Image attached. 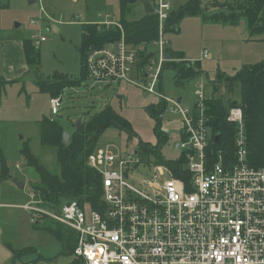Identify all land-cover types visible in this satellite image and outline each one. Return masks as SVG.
<instances>
[{"label":"rangeland","instance_id":"obj_1","mask_svg":"<svg viewBox=\"0 0 264 264\" xmlns=\"http://www.w3.org/2000/svg\"><path fill=\"white\" fill-rule=\"evenodd\" d=\"M212 1L229 4V8L228 10L221 7L210 9L207 15L213 11L226 9V15H232L235 18L237 15L236 21L241 17L236 25L231 26H237L236 29H232L231 35H228L220 24H211L207 22L208 19L203 21L202 16L185 17L177 26L171 28L172 31L167 32L170 7L168 11H162L160 4L156 3L153 16L159 25L160 36L166 41V46L163 47L164 54L159 56L164 58L152 86L153 92L150 93L147 91L152 84L150 76L155 74L154 69L149 71L151 63H148L145 70L141 71L140 76L134 69L131 73H121L123 76L120 77L104 78L100 83L88 75L89 79L82 77L79 55L81 25L112 24L116 30L112 28L110 30L118 31L121 40L127 41L124 27L119 22L118 0H36L33 4H29V0H1V5L6 7L0 6V79L3 81L0 97V158H2L0 201L9 205H22L21 208L25 211L20 207L5 208L4 204L0 205V264H68L72 259L62 253L60 243L43 228L52 226L59 229L66 235L69 234L72 241H75L74 232L69 229L64 230L65 227H56L47 218L41 219L33 226L29 223V212L37 214L35 202L30 201L28 197L30 186L37 180V176L33 168L25 163L20 149L27 144L41 165L52 174L60 173L56 151L41 146L39 141V122L44 118L57 119L64 132L71 136L75 130L73 125H76L78 120L80 122L77 125L80 128L83 119L87 116H92L103 108L111 106L129 122L131 133L116 126H110L98 135L93 146L97 148V151L102 148L101 146L110 145L118 148L121 156L130 155L131 160L137 159V165L125 174V180L138 189L141 188L140 179L150 177L158 165H164L167 161L179 157L181 152L178 144L182 142L179 132L183 127L185 129V123L189 120L185 113L187 110L195 109L199 115L197 119H205L209 148L207 161L215 162L218 156L223 160H230L234 151L233 141L232 151L225 144L220 145L219 135L211 139L208 118L205 114V101L215 97L227 103L234 98V95L225 92V89L221 87V81L216 77L234 76L243 66L255 64L264 59V31L251 33L247 18L236 12V10L246 12L253 6V9H256L258 7L256 0L241 2L235 0L238 3H230L231 0H226L227 2L201 0L202 8ZM146 15L148 14L143 16L141 14L142 18L138 19L133 17V21L145 19ZM163 15L167 17L164 20L161 19ZM259 21L260 19L256 16L254 23L258 24ZM17 24L19 27H15ZM51 26H54L57 32H54ZM100 28L103 29V27ZM33 37L45 38V41L38 46L41 59L39 73L25 68L22 47L19 46L24 40L28 38L32 40ZM143 45L134 49L139 56L137 59L142 62L149 57L155 61L158 51L153 46L144 47ZM145 52L148 55L145 56ZM170 52L181 53L185 60L183 58L181 60V57L173 58ZM201 54L202 59H200ZM83 60L85 61V58ZM195 63H198L200 73L198 78L183 79L180 85H175L173 83L175 72L166 66L184 64L190 67ZM135 65L133 64L131 69ZM158 65L159 59L157 63H154V67ZM54 73L68 77L66 86L60 92L61 97H58L60 94L49 96L39 87L40 81L43 83L48 81L45 78ZM195 75L196 73L191 78ZM188 76L189 74L186 77ZM49 83L52 84L51 81ZM214 87L217 89L216 93H214ZM195 94L201 95L197 99L200 101L199 104L194 103ZM51 97L61 99L58 116H51L49 104ZM159 99L163 100L161 104ZM178 99L180 102L177 101ZM237 107L242 111L240 106ZM231 109L227 112L226 120ZM186 139L187 137L183 141ZM138 140L146 142L151 150L155 149V154L141 150L140 156L134 155ZM90 154L92 152L87 155L86 166L100 175L102 186V175L88 165ZM184 158L185 162L184 166L180 167L181 171L165 167L168 179L178 180L185 175L183 170L189 175L190 181L194 178L189 171L188 159L186 156ZM247 159L249 161V157ZM3 164L7 168L5 178L1 175ZM113 169L120 171L117 164ZM165 178L166 175L162 179ZM13 180L25 181L24 189H18ZM186 186L185 184V188ZM186 189L188 190V186ZM91 212L85 210L86 215Z\"/></svg>","mask_w":264,"mask_h":264},{"label":"built area","instance_id":"obj_2","mask_svg":"<svg viewBox=\"0 0 264 264\" xmlns=\"http://www.w3.org/2000/svg\"><path fill=\"white\" fill-rule=\"evenodd\" d=\"M160 9L168 11L169 5L160 3ZM162 59L156 68L154 63L149 67L155 70L150 93ZM87 61L88 76L98 83L130 73L133 65L132 55L121 47L117 53L96 51ZM49 104L51 115L57 116L61 99L51 98ZM185 113L187 139L178 149L194 177L188 190L184 182L168 179L163 166L142 180L144 189L129 185L124 174L138 160L106 145L88 156V165L102 175L103 213L86 215L75 201L49 212L33 194L37 214L30 212L32 218L48 216L75 231L73 253L83 264H264V166L247 159L241 109L233 107L227 117L235 126L233 156L228 161L218 156L212 163L207 161L205 119ZM116 164L120 171L111 168Z\"/></svg>","mask_w":264,"mask_h":264},{"label":"trees","instance_id":"obj_3","mask_svg":"<svg viewBox=\"0 0 264 264\" xmlns=\"http://www.w3.org/2000/svg\"><path fill=\"white\" fill-rule=\"evenodd\" d=\"M133 3H136V0H120V24L124 27L125 35H127L126 43L133 47L142 44L148 46L157 39L158 26L156 25V20L152 14L146 15L145 19L139 21L128 20V9ZM256 3L258 4L256 9H253V6L246 12L236 10V12L247 18L251 33L264 30V0H256ZM228 5L216 3V7L226 8L227 10L229 8ZM202 10L199 0H187L180 11L168 20L167 32L172 31L171 27L177 26L183 17L201 15ZM256 16L260 19L258 24L254 23ZM236 18L232 15L219 13L211 15L207 19L220 24H234L236 23ZM83 29L82 43L80 45L81 52L89 45L100 47L103 43L116 40L120 35L118 31L112 30L98 32L94 27H83ZM23 52L26 67L39 73L40 54L38 50L33 49L28 39L24 41ZM144 64L145 61H140L139 63L141 67ZM171 67L176 69L177 74L182 73V76L185 77L189 72L193 73L184 64H175ZM45 80L48 81L39 82L40 90L46 92L49 96H58L66 86L68 79L54 73L46 77ZM50 81L52 84L49 83ZM219 81H221V87L225 89V92L234 95V98L227 103H223L219 98L215 97L205 101V114L209 120L208 125L212 133L211 139H214L215 135H219L220 145L223 143L228 146V149L233 151V128L226 123L225 116L230 107L240 106L245 122L249 163L256 167L264 166V60L256 64L246 65L234 76L225 77L222 80L219 79ZM2 88L3 82L0 80V97ZM216 91L217 89L214 87V93ZM110 126H116L126 131L130 130L129 124L115 114L111 107H105L92 116L83 119L82 126L74 130L70 136L69 143L64 146L62 144L64 129L57 119L50 121L48 118H44L39 122L40 144L56 151L60 173H50L37 161L27 144H24L20 149V154L27 166L33 168L36 173L37 180L33 189L39 192L40 197L44 201V207H59L65 202L76 201L82 209L104 211L105 205L101 199V177L94 170L87 167L85 162L87 155L94 147L93 145L98 135ZM210 143L212 144V142ZM139 144L140 150L155 154V149L147 148L144 143ZM0 161H2V158H0ZM184 162L185 158L181 154L177 160L167 161L166 164L169 168L181 171L180 167ZM182 172L185 175L179 178L189 177L185 170ZM1 175L2 177L7 176V168L4 164ZM52 233L63 242H61L63 246L68 244L70 245V250H72L74 241L70 240L68 235L59 229ZM72 264L79 263L75 261Z\"/></svg>","mask_w":264,"mask_h":264},{"label":"crops","instance_id":"obj_4","mask_svg":"<svg viewBox=\"0 0 264 264\" xmlns=\"http://www.w3.org/2000/svg\"><path fill=\"white\" fill-rule=\"evenodd\" d=\"M35 1L36 0H29V4H33V3H35ZM138 0H136V2H137ZM148 2H149V4H150V6H151V9H152V13H148V15L149 14H154V9H155V5H156V3H158V4H160V3H167L168 5H169V7H170V15H169V17L171 18V17H173V15H176L179 11H180V9H181V7H183L185 4H186V2H187V0H147ZM200 1V4H201V0H199ZM228 1V0H227ZM226 0H225V2H227ZM241 1H246V0H240L239 2H241ZM230 3H238V2H236L235 0H231V1H229ZM137 3H138V5H137ZM137 3H133V4H131V7H129V9H128V17H127V19L128 20H133L134 18L133 17H135L136 19H138V18H142V16L144 15V14H146V13H144V9H143V6H141V4L139 3V2H137ZM217 3V2H216ZM216 3L215 2H210L209 4H208V6H206L205 8H202V6H201V8L203 9L202 10V14L201 15H198V16H202L203 17V21H206L207 20V18H209V16H211V15H214V14H219V13H222V14H225L226 15V9H221V10H219V11H213L212 13H210L209 15H207L208 13V11L210 10V9H217V7H216ZM0 6H2L1 5V0H0ZM2 7H6V5H3ZM118 8H119V22H120V0H118ZM140 10V11H139ZM142 11V12H141ZM141 14H142V16H141ZM185 17H188V16H185ZM185 17H183V18H185ZM242 17H244V15H242ZM182 18V19H183ZM241 18V17H240ZM239 18V19H240ZM76 19V18H75ZM181 19V20H182ZM238 19V20H239ZM140 20V19H139ZM180 20V21H181ZM238 20L236 21V23H234V24H220V23H216L215 24V22H211V21H209V20H207V22H209V23H211V24H215V25H218V24H220V26H222L224 29H225V32L228 34V35H231L232 34V29H236L237 28V26L236 27H231V26H234V25H236L237 24V22H238ZM179 21V22H180ZM119 22L117 23V24H119ZM178 22V23H179ZM247 24H248V22H247ZM112 24H104L103 26L102 25H95V24H85V25H81V41H80V45H81V43H82V32H84V29H83V27H94L98 32H106V31H109L111 28H112V30L113 29H115V27L112 25ZM156 25L157 26H159L158 25V23L156 22ZM15 27H19V25L17 24V25H15ZM100 27H103V29H101ZM249 27V26H248ZM172 28V27H171ZM51 29L54 31V32H57V29L54 27V26H51ZM260 31H264V30H260ZM41 38H44V37H40L39 39H37L36 37H33L32 38V40H31V38H28V40L30 41V43H31V46L33 47V49H35V50H38L39 51V45L41 44V43H43L44 41H45V38H44V41H41ZM160 39H161V41H160ZM27 40V39H26ZM25 41V40H24ZM24 41H23V44L21 45V44H19V46L20 47H22V55H23V61H24V66H25V68L27 69V70H29L28 69V67H26V65H25V59H24ZM166 41L163 39V37H161L160 36V29L157 27V39H155L154 41H152V43L150 44V45H148V46H146V45H143L144 47H150V46H153L154 47V49H156L158 52L156 53V58H155V61H154V59H150L149 57H148V60H145V65H143L142 67L139 65V63H140V60L139 59H137L139 56L136 54V52H135V47H133V46H130V45H128L127 43H126V41H122L121 40V35H119V37L116 39V40H113V41H109V42H106V43H103L100 47H95V46H93V45H89L87 48H85V50L84 51H82L81 52V50H80V45H79V55H80V57H81V65H82V77H84V78H87V79H89L88 78V66H86V64H87V60H88V58L90 57V55L91 54H93L94 52H96V51H102V50H107V51H109V52H112V53H117L118 52V50H119V48L121 47L122 49H123V52H124V54L125 55H132V57H133V64H136L135 65V67L133 68V69H131V71L132 70H136L137 71V73H138V76H140L141 74V71L142 70H145V68L148 66V63H157V61H158V59L160 58L159 56L160 55H163L164 54V48L163 47H165L166 46V43H165ZM107 45H113V46H107ZM171 53V55H172V57L173 58H180L181 57V60H182V58H183V55L181 54V53H172V52H170ZM146 52H145V56H146ZM163 57V56H162ZM83 58H85V61L83 60ZM164 58V57H163ZM184 59V58H183ZM200 59H202V54H201V58ZM203 59H205V58H203ZM185 60V59H184ZM264 59H262V60H260V61H258V62H261V61H263ZM258 62H256V63H258ZM255 63V64H256ZM253 64V63H252ZM252 64H247V65H252ZM40 65H41V59H40ZM246 66V65H245ZM167 67H170L174 72H175V77H174V84L175 85H180V82L183 80V79H195V78H198V76H199V71H198V63H195L194 65H190V67H188V66H185L186 68H189V69H191L192 71H193V73H191V72H189L188 74H189V76L188 77H185V76H182V75H180V73H178L177 74V72H176V69H173L171 66H169V65H167L166 66V68ZM244 67V66H243ZM131 71H130V73H131ZM34 72V71H33ZM196 73V75H195V77L194 78H191V76L193 75V74H195ZM225 77H229V76H225ZM225 77H216V79H220V80H222L223 78H225ZM232 77V76H231ZM63 78H66V79H68V77H64L63 76ZM1 80V79H0ZM2 81V80H1ZM3 82V81H2ZM188 82V81H187ZM160 92V91H159ZM58 97H61V94H60V96H58ZM195 97H196V100L194 101V103L196 102V104H197V102H198V97L196 96V94H195ZM51 98H54V97H51ZM50 98V99H51ZM50 99H49V101H50ZM178 102H180V99H178L177 100ZM163 102V100H160L159 99V103L161 104ZM194 103L191 105V107H193V105H194ZM238 105H235V106H232V107H230L229 109H231V108H233V107H237ZM108 107H111V106H108ZM191 107H185L186 109H189V108H191ZM112 108V107H111ZM162 108V107H161ZM104 109V108H103ZM113 109V108H112ZM228 109V110H229ZM228 110H227V112H228ZM113 111L115 112V114H117L120 118H122V119H124L127 123H129L125 118H123V117H121L114 109H113ZM194 117H197L196 116V114L198 115V113L195 111V109H192V110H188ZM93 115V114H92ZM226 115H227V113H226ZM52 116V115H51ZM58 116V115H57ZM91 116V115H90ZM52 117H54V116H52ZM88 117V116H87ZM86 117V118H87ZM50 121H53V120H56V119H53V118H48ZM225 121H226V123L228 124V125H230L232 128H233V141H234V137H235V126L234 125H231V124H229L228 122H227V120H226V116H225ZM208 123H209V120H208ZM76 125H77V123H76ZM76 125H73L74 126V128H75V130H77L78 128H76ZM208 131L210 132V134H212L211 133V129H209V125H208ZM244 131H245V123H244ZM129 133H131V130H129L128 131ZM246 132V131H245ZM179 137H180V140L181 141H183L185 138H186V135H185V132H184V127L180 130V132H179ZM69 141H70V136H69ZM69 143V142H68ZM139 143H144L145 145H146V147L147 148H149L148 147V145H147V143L146 142H142V141H140V140H138V147H137V149H135V151H134V155H139L140 154V149H139ZM104 146H106V145H104ZM104 146H101V147H104ZM110 146V145H109ZM99 148V147H98ZM96 149L97 148H94L93 147V149L90 151V152H92V153H94V152H96ZM110 149H111V151L113 152V153H115V154H120L121 153V151L118 149V148H116V147H113V146H110ZM150 149V148H149ZM180 155L181 154H183V156H185V153L184 152H182L181 150H180ZM179 155V156H180ZM140 156V155H139ZM179 158V157H178ZM177 158V159H178ZM177 159H174V160H177ZM169 161H173V160H169ZM137 165V164H136ZM158 166H163V167H166V168H168V169H170L169 168V166L166 164V163H164V165H158ZM157 166V167H158ZM183 166H184V164H183ZM111 168H114V166H112ZM50 172V171H49ZM51 173V172H50ZM126 174V173H125ZM125 174H124V176H125ZM5 177H7V176H5ZM5 177H3V178H5ZM163 177H164V175H163ZM162 177V178H163ZM142 180L143 179H140L139 180V182H140V185H141V188H139V190H141V189H144V186H143V184H142ZM178 180H180V181H182V182H184L187 186L189 185V182H190V179L189 178H186L185 176L181 179V178H178ZM19 181H23V180H19ZM17 180H13V183L16 185V187L18 188V189H20V190H23L24 189V186H25V181H23V187L22 188H19L18 186H17ZM35 183H36V181L35 182H33L32 184H31V188H30V190H29V192H28V197H29V199H30V201H31V197H32V195L34 194V196H35V199L36 200H40L42 203H41V207L42 208H45L47 211H49V212H52V210H55V209H59V208H61L63 205H65V204H68V203H70V202H72V201H70V202H65V203H63L61 206H59V207H52V206H43L44 205V201L42 200V198L40 197V194H39V192H37L35 189H33V186H35ZM101 189H102V186H101ZM138 189V188H137ZM32 190V191H31ZM102 195H103V190H102ZM101 199H102V202H103V204H104V200H103V196L101 197ZM29 201V202H30ZM0 204H4L5 205V208H9V207H12V206H14V207H19V206H22V205H9V204H6V203H3V202H1L0 201ZM80 207V206H79ZM81 208V207H80ZM3 209V208H2ZM22 209V208H21ZM82 209V208H81ZM23 211H25L24 209H22ZM84 212H85V209H82ZM90 212L91 211H94V210H89ZM105 211V210H104ZM103 211V212H104ZM103 212H100V213H103ZM29 214H30V222L29 223H31L32 224V226L33 225H36V224H38V222H40V220L41 219H49L50 220V222H52L56 227L58 226V227H65L66 229H64V230H67V229H69V230H71L72 232H74L75 233V241H74V246H73V248H72V250H70V245H65V246H63V244L61 243V241L58 239V238H56V236L52 233V232H54L55 230H56V228H54V227H52V226H46V227H44L43 229L45 230V231H47V232H49V233H51L55 238H56V240L60 243V245H61V247H62V253L63 254H65V255H67V256H69V257H71L72 259L70 260V262L68 263V264H72L73 262H75V261H77L79 264H83V261H82V259L81 258H77L75 255H74V253H73V251H74V249H75V247L77 246V233L75 232V231H73L72 229H70V228H68V227H66V226H64V225H62V224H60V223H58L56 220H54V219H52L51 217H48V216H38V217H35V218H32L33 216H32V213H30L29 212ZM68 236L70 237V235L68 234ZM67 252H69V253H67Z\"/></svg>","mask_w":264,"mask_h":264},{"label":"water","instance_id":"obj_5","mask_svg":"<svg viewBox=\"0 0 264 264\" xmlns=\"http://www.w3.org/2000/svg\"><path fill=\"white\" fill-rule=\"evenodd\" d=\"M142 6H143V9H144V13L148 14V13H152V9H151V6L149 4V2L147 0H138ZM80 121L78 120L77 121V124L79 123ZM76 128H78V125H76ZM217 139V138H216ZM69 142V135L66 133V132H63V135H62V144L64 146H66ZM17 186L19 188H22L23 187V181H18L17 182Z\"/></svg>","mask_w":264,"mask_h":264}]
</instances>
